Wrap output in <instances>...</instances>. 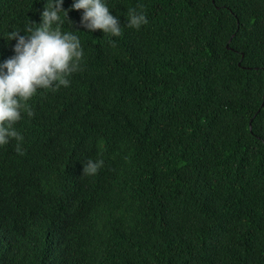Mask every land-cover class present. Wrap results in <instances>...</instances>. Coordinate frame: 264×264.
Returning a JSON list of instances; mask_svg holds the SVG:
<instances>
[{
	"label": "trees",
	"instance_id": "16d2710c",
	"mask_svg": "<svg viewBox=\"0 0 264 264\" xmlns=\"http://www.w3.org/2000/svg\"><path fill=\"white\" fill-rule=\"evenodd\" d=\"M37 1L0 0V60ZM106 2L118 36L60 25L82 31L85 114L103 125L87 159L102 168L83 175L53 123L36 121L22 153L4 147L33 171L61 153L74 194L63 211L27 185V212L0 187V264H264V0ZM130 9L148 23L129 26ZM48 231L46 261L24 257Z\"/></svg>",
	"mask_w": 264,
	"mask_h": 264
},
{
	"label": "clouds",
	"instance_id": "9594fccd",
	"mask_svg": "<svg viewBox=\"0 0 264 264\" xmlns=\"http://www.w3.org/2000/svg\"><path fill=\"white\" fill-rule=\"evenodd\" d=\"M33 6L39 22L28 19L22 29L10 31L11 57L0 60V187L21 211H33L23 192L27 185H35L45 203L66 211L73 198L74 181L63 165L61 153L48 150L41 167L33 171L35 167L29 162L12 160L14 153L1 150L10 144L16 154L22 153L36 121L53 123L69 146L85 153L86 161L82 168L79 166L82 174L100 172L103 160L87 159L103 125L96 116L85 114L94 85L77 76L84 69V50L76 34L82 31H62L60 25L72 18L71 24L83 26L88 32L102 30L111 36L120 34L121 25L106 0H72V4L71 0H38ZM78 10H82L81 15ZM147 23L144 12L129 10V26L140 28ZM5 223L0 216V231ZM15 228L20 233V227ZM7 236L2 234L3 238ZM34 237L24 257L35 255L44 263L46 259L36 254L44 247L55 248L58 242L49 244L45 240L49 231Z\"/></svg>",
	"mask_w": 264,
	"mask_h": 264
}]
</instances>
